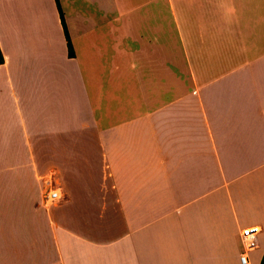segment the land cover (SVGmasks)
I'll list each match as a JSON object with an SVG mask.
<instances>
[{
	"label": "crops",
	"instance_id": "0c3cea01",
	"mask_svg": "<svg viewBox=\"0 0 264 264\" xmlns=\"http://www.w3.org/2000/svg\"><path fill=\"white\" fill-rule=\"evenodd\" d=\"M57 1L72 57L0 0V264H264V0Z\"/></svg>",
	"mask_w": 264,
	"mask_h": 264
},
{
	"label": "built area",
	"instance_id": "2783aa9c",
	"mask_svg": "<svg viewBox=\"0 0 264 264\" xmlns=\"http://www.w3.org/2000/svg\"><path fill=\"white\" fill-rule=\"evenodd\" d=\"M45 188L46 190L44 193V204L45 206H50L56 203L59 200L60 196L58 191L56 189H52L48 183H46ZM257 233L258 230L256 227L246 228L241 231L240 240L245 250H249L253 246ZM239 259L241 263L245 262L244 255H241Z\"/></svg>",
	"mask_w": 264,
	"mask_h": 264
},
{
	"label": "trees",
	"instance_id": "16d2710c",
	"mask_svg": "<svg viewBox=\"0 0 264 264\" xmlns=\"http://www.w3.org/2000/svg\"><path fill=\"white\" fill-rule=\"evenodd\" d=\"M54 3H55V6H56V9H57L59 21H60V24H61V28H62V32H63V35H64V39H65L67 56L68 57H72L73 53H72L71 45H70L66 30H65V25H64L63 18H62V15H61V11H60V8H59V5H58V1L54 0ZM1 62H2V58H1V55H0V64H1Z\"/></svg>",
	"mask_w": 264,
	"mask_h": 264
},
{
	"label": "rangeland",
	"instance_id": "374dc122",
	"mask_svg": "<svg viewBox=\"0 0 264 264\" xmlns=\"http://www.w3.org/2000/svg\"><path fill=\"white\" fill-rule=\"evenodd\" d=\"M48 179H49V178H48ZM48 181H49V180H46V183H48ZM45 186H46V184H45ZM45 186L43 185V188H42L43 190H45V189H44ZM42 192H44V191H42ZM57 204H58V203H57ZM57 204H56V205H57ZM56 205H55V206H56ZM48 208H49V207H48Z\"/></svg>",
	"mask_w": 264,
	"mask_h": 264
}]
</instances>
